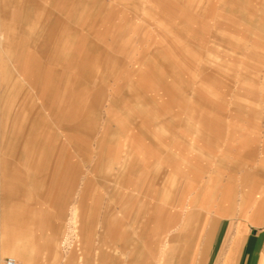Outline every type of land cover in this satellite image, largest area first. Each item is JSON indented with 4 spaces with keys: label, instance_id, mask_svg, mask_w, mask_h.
Here are the masks:
<instances>
[{
    "label": "rangeland",
    "instance_id": "374dc122",
    "mask_svg": "<svg viewBox=\"0 0 264 264\" xmlns=\"http://www.w3.org/2000/svg\"><path fill=\"white\" fill-rule=\"evenodd\" d=\"M51 1L6 5V236L34 252L53 225L63 253L89 234L92 263L99 241L111 261L141 264L149 252L157 263L196 210L261 217L264 0H61L55 13ZM53 16L68 30L62 49L40 46ZM52 81L56 114L44 125ZM34 116L44 139L53 126L36 174L34 148L14 146Z\"/></svg>",
    "mask_w": 264,
    "mask_h": 264
},
{
    "label": "crops",
    "instance_id": "0c3cea01",
    "mask_svg": "<svg viewBox=\"0 0 264 264\" xmlns=\"http://www.w3.org/2000/svg\"><path fill=\"white\" fill-rule=\"evenodd\" d=\"M32 0H0V264H9L7 259L13 258V264H122L121 260L117 261L112 257L117 256L116 252L108 254L106 247L102 241H99L98 252L94 253L98 256L92 263L91 240L89 234L82 235L78 243L81 247L73 248L66 253H63L60 246L61 236L53 235V225L50 231H42L41 235L35 236V251L32 252L27 247H22L21 244L27 241L22 240L23 237H7L5 231L6 219L2 213L5 192L7 188V180L10 179V173L7 172V164H12L11 157L8 155L9 138L8 133L12 131L8 120L9 104L6 100L3 85L5 83V68L2 53L4 51V43L7 37L6 34V5L12 3L15 6L26 5ZM61 0H52L49 9L51 12H56ZM65 1V0H64ZM63 1V2H64ZM62 2V1H61ZM76 2L77 0L71 1ZM66 3V7L69 4ZM44 10L40 7V13ZM46 12V14H47ZM55 19V16L52 17ZM63 18L57 16L55 22H52L48 28L44 38L40 40L42 48L62 49V45L58 43L60 31L64 30V34H68L67 27L62 22ZM65 44V43H63ZM67 44L63 46L66 48ZM12 58L11 54L9 60ZM20 71V70H19ZM21 73V72H20ZM32 95L34 98L30 100V108L35 110L38 106L36 99L39 98V86L32 84ZM47 89L49 99L41 100V105L47 109L45 113V123H48L49 117L52 119L56 114L54 108V81H52ZM46 97V98H48ZM50 101V103H49ZM25 106V101L19 103V108ZM37 116L30 119V124L33 125L31 133L27 134L24 131V125L18 131L24 134L25 139L15 143L21 150L23 147L30 150L33 167V174L38 172V165L41 161V143L43 141L44 131L38 126L35 127ZM15 121V120H14ZM19 121V120H18ZM15 124V122H14ZM13 124V125H14ZM55 124V123H53ZM12 125V124H11ZM15 130V129H14ZM53 126L47 127L44 139V146L50 152L53 147V136L51 132ZM5 133V135H4ZM33 135V137H32ZM3 138V139H2ZM2 140V141H1ZM34 145V146H33ZM37 164V165H36ZM52 158L47 160L46 167L51 169ZM229 207L225 210H196L193 219L189 222L185 221L180 225L178 231H175L174 237L169 239V250L162 261L155 263L153 256L149 257L147 252L146 261L141 264H264V212L261 217L254 218L245 215L235 216L229 214ZM57 228L64 227V220L58 219L55 221ZM18 244V246H15ZM13 253L15 256L2 257V253ZM109 258V259H108ZM98 261V262H97Z\"/></svg>",
    "mask_w": 264,
    "mask_h": 264
},
{
    "label": "built area",
    "instance_id": "2783aa9c",
    "mask_svg": "<svg viewBox=\"0 0 264 264\" xmlns=\"http://www.w3.org/2000/svg\"><path fill=\"white\" fill-rule=\"evenodd\" d=\"M7 263H9V264H13V263H14V259H13V258H9V259H7Z\"/></svg>",
    "mask_w": 264,
    "mask_h": 264
},
{
    "label": "bare ground",
    "instance_id": "6f19581e",
    "mask_svg": "<svg viewBox=\"0 0 264 264\" xmlns=\"http://www.w3.org/2000/svg\"><path fill=\"white\" fill-rule=\"evenodd\" d=\"M1 105V104H0ZM1 116V115H0ZM4 135H5V133H4ZM3 139V138H2ZM2 141V140H1Z\"/></svg>",
    "mask_w": 264,
    "mask_h": 264
}]
</instances>
